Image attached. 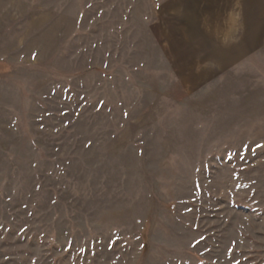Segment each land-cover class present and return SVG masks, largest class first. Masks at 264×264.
<instances>
[{
  "label": "rangeland",
  "instance_id": "obj_1",
  "mask_svg": "<svg viewBox=\"0 0 264 264\" xmlns=\"http://www.w3.org/2000/svg\"><path fill=\"white\" fill-rule=\"evenodd\" d=\"M196 3L0 0V264H264V26Z\"/></svg>",
  "mask_w": 264,
  "mask_h": 264
},
{
  "label": "crops",
  "instance_id": "obj_2",
  "mask_svg": "<svg viewBox=\"0 0 264 264\" xmlns=\"http://www.w3.org/2000/svg\"><path fill=\"white\" fill-rule=\"evenodd\" d=\"M204 3L202 8L197 3L194 6L197 27L218 26V21L229 9L233 12L234 25L235 20H242L239 24L246 27L264 26V0H204ZM206 20H212V24L206 23Z\"/></svg>",
  "mask_w": 264,
  "mask_h": 264
}]
</instances>
